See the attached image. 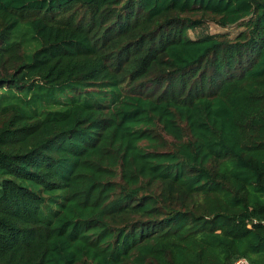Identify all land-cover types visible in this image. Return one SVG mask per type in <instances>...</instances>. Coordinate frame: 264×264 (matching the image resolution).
<instances>
[{
    "label": "trees",
    "instance_id": "obj_1",
    "mask_svg": "<svg viewBox=\"0 0 264 264\" xmlns=\"http://www.w3.org/2000/svg\"><path fill=\"white\" fill-rule=\"evenodd\" d=\"M239 258L264 264V0H0V264Z\"/></svg>",
    "mask_w": 264,
    "mask_h": 264
},
{
    "label": "rangeland",
    "instance_id": "obj_2",
    "mask_svg": "<svg viewBox=\"0 0 264 264\" xmlns=\"http://www.w3.org/2000/svg\"><path fill=\"white\" fill-rule=\"evenodd\" d=\"M243 27L240 24H235L227 27H221L214 22H207L201 27L190 30L189 35L192 38H196L203 33H211V34H227L230 37L235 36Z\"/></svg>",
    "mask_w": 264,
    "mask_h": 264
},
{
    "label": "built area",
    "instance_id": "obj_3",
    "mask_svg": "<svg viewBox=\"0 0 264 264\" xmlns=\"http://www.w3.org/2000/svg\"><path fill=\"white\" fill-rule=\"evenodd\" d=\"M233 264H249V263L245 258H239L235 260Z\"/></svg>",
    "mask_w": 264,
    "mask_h": 264
}]
</instances>
